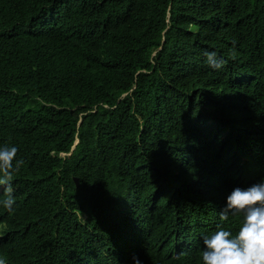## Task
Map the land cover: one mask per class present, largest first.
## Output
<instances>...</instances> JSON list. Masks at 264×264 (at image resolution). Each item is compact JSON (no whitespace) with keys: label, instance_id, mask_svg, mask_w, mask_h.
Returning <instances> with one entry per match:
<instances>
[{"label":"trees","instance_id":"trees-1","mask_svg":"<svg viewBox=\"0 0 264 264\" xmlns=\"http://www.w3.org/2000/svg\"><path fill=\"white\" fill-rule=\"evenodd\" d=\"M4 144L5 264H200L264 177V0H0Z\"/></svg>","mask_w":264,"mask_h":264},{"label":"clouds","instance_id":"clouds-1","mask_svg":"<svg viewBox=\"0 0 264 264\" xmlns=\"http://www.w3.org/2000/svg\"><path fill=\"white\" fill-rule=\"evenodd\" d=\"M203 56L207 66L216 71L225 63L215 51L206 50ZM17 151L14 145H0V207L9 212L15 205L11 179L23 163ZM230 216L239 217L235 231L219 226L202 237L200 264H264V177L250 186L231 190L219 211L222 221ZM132 259L133 264H143L138 257ZM0 264H5L2 258Z\"/></svg>","mask_w":264,"mask_h":264},{"label":"water","instance_id":"water-1","mask_svg":"<svg viewBox=\"0 0 264 264\" xmlns=\"http://www.w3.org/2000/svg\"><path fill=\"white\" fill-rule=\"evenodd\" d=\"M75 181H76V183H77V186H78V185H79V184H78V179H76Z\"/></svg>","mask_w":264,"mask_h":264},{"label":"bare ground","instance_id":"bare-ground-1","mask_svg":"<svg viewBox=\"0 0 264 264\" xmlns=\"http://www.w3.org/2000/svg\"><path fill=\"white\" fill-rule=\"evenodd\" d=\"M194 249H196V248H194ZM192 252L191 253H193V251H195V250H191ZM187 255V254H186Z\"/></svg>","mask_w":264,"mask_h":264}]
</instances>
